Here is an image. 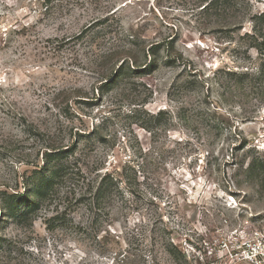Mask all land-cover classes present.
<instances>
[{
	"label": "rangeland",
	"instance_id": "obj_1",
	"mask_svg": "<svg viewBox=\"0 0 264 264\" xmlns=\"http://www.w3.org/2000/svg\"><path fill=\"white\" fill-rule=\"evenodd\" d=\"M200 8L0 0V237L10 241L0 264H264V171L247 170L264 159V105L250 94L239 108L224 73L260 64L241 36L264 0H233L219 19ZM134 59L157 62L104 84ZM159 110L171 115L143 129L145 112ZM47 144L75 145L68 166L87 165L90 179L119 173L121 194L98 212L95 239L78 228L89 212L76 201L85 185L75 169L31 226L2 208L9 193L30 195ZM61 212L66 221L53 220Z\"/></svg>",
	"mask_w": 264,
	"mask_h": 264
},
{
	"label": "trees",
	"instance_id": "obj_2",
	"mask_svg": "<svg viewBox=\"0 0 264 264\" xmlns=\"http://www.w3.org/2000/svg\"><path fill=\"white\" fill-rule=\"evenodd\" d=\"M200 4L201 12L205 13L207 16H216L219 18L225 17V10L233 7V0H198ZM249 20L252 22L251 30L246 31L242 34V38L247 42L248 49H255L259 55L261 62L256 68V71L249 70L247 67L245 70H225L227 75L228 82L225 85L226 90L237 98L239 101H236V104L239 108L245 105V102L249 98L250 94H254V98L259 100V103L264 105V12L251 15ZM241 24L234 26L239 27ZM153 53L152 49L148 50L149 53ZM147 52L145 53L146 56ZM167 63L181 61V56L171 57L170 54L166 55ZM125 62V60H124ZM156 60H150V62H144L138 64L136 59L132 61L133 67L129 65V62L126 64L122 63L118 69L116 75L109 81L104 82L108 84L119 80L120 75L129 74V72L143 73L148 69L154 67ZM143 67L139 69V67ZM156 66V65H155ZM193 76H196V71H191ZM198 80V79H197ZM201 80V79H200ZM198 81H189V84L192 85ZM138 108V107H137ZM185 108L181 107L180 111H184ZM136 111L134 110V114ZM145 112V111H144ZM146 117L141 118L142 123L141 127L148 132H152L153 128H158L162 126L166 121V115L169 117L171 114L165 110H159L157 113L145 112ZM104 121V119L102 120ZM80 137H93L94 133H78ZM93 135V136H90ZM74 146L75 145H54L47 144L46 150L43 151V166L38 171H34L36 174L32 175L31 179V189L29 192L30 195L18 196L16 193H9L4 199L3 209L7 210V217L12 218L17 224H28L31 226L36 219V213L40 209L41 204L47 199L50 194L55 190V187L58 185V182L63 180L70 171L78 176L80 180L85 185V191L79 194L76 199L77 203L84 204L85 209L89 212V221L87 224L78 225V228L85 232L88 237L96 238L101 229L95 228L97 217L99 216L98 212H101L105 208H109L113 205L115 200L121 194V184L123 183L119 173L115 170L106 169L104 172L94 171L96 177L90 179L87 177L88 166L85 167L79 166L76 162L72 165V168H69L68 162L71 161L70 158L74 156ZM95 168L94 166L90 167V172ZM100 168V167H99ZM97 169V168H96ZM247 170L251 175L258 176L261 172L264 171V159L258 158L255 159L251 164H248ZM130 188V187H129ZM130 191V190H129ZM133 192V191H130ZM2 194H5L2 193ZM5 206V207H4ZM60 220L65 222L66 219L62 216V212L57 214L53 220ZM109 234V232H106ZM106 239V236L103 235L99 238V242ZM10 243L8 239L0 237V245ZM171 244L170 241L164 243L163 248L166 252H169L168 245Z\"/></svg>",
	"mask_w": 264,
	"mask_h": 264
}]
</instances>
